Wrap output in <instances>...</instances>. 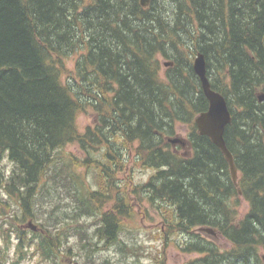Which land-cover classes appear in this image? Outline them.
I'll return each mask as SVG.
<instances>
[{"label":"trees","instance_id":"trees-1","mask_svg":"<svg viewBox=\"0 0 264 264\" xmlns=\"http://www.w3.org/2000/svg\"><path fill=\"white\" fill-rule=\"evenodd\" d=\"M197 53L231 115L224 141L236 185L222 152L194 124L208 107L192 69ZM70 56H77L72 72ZM159 59L171 63L162 76ZM259 95L264 0H150L146 7L0 0V157L12 165L9 173L0 165V264L12 237L19 259L35 253L46 264L71 250L83 261L100 248L123 253L130 246L121 238L124 221L145 205L159 216L165 241L196 254L185 264H264ZM88 108L96 119L81 133L76 116ZM176 125L188 127L186 152L167 141ZM68 145L78 146L82 161L63 153ZM130 159L147 173L124 184L118 176ZM90 171L97 190L87 185ZM239 197L248 204L240 218ZM35 218L40 227L29 231L25 223ZM199 228L213 229L230 248Z\"/></svg>","mask_w":264,"mask_h":264},{"label":"rangeland","instance_id":"rangeland-1","mask_svg":"<svg viewBox=\"0 0 264 264\" xmlns=\"http://www.w3.org/2000/svg\"><path fill=\"white\" fill-rule=\"evenodd\" d=\"M77 56H70L69 58H65V68L67 71L74 70V63ZM160 70L159 74L162 76L168 66H164L166 61L159 59ZM61 76V80L63 83H66L69 75ZM92 109H87L86 111L78 112L76 116V126L79 132H83L86 127L92 126L96 119V116L93 113ZM176 134L171 136L170 138L179 137L187 141L188 127L185 125H176ZM188 150V145H185L181 151L186 152ZM64 154L70 155L74 157L76 160L82 161L83 153L79 150L77 145H68L63 150ZM130 159L127 163L124 171L119 174V179L125 184L129 181V178L133 177L134 181H141L146 176L147 172H144L139 166L135 165ZM0 165L4 169L5 172L9 173L11 170V163L6 158V155H1L0 157ZM80 171H83L80 169ZM87 177V185L91 188L97 190L98 185L96 182V178L93 172H89ZM47 198V197H46ZM237 216L238 218L242 217L248 210V204L246 201L239 197L237 198ZM59 201L54 198L53 202ZM110 204H105L103 209H107ZM134 217L131 221H124V232L121 234V238L130 245L127 250L123 253H120L115 248L107 249L100 248L99 252L91 258L90 261L79 260L76 251L71 250V254H66L63 256L61 261H58V264H185L191 258L195 257L196 254H187L181 252L172 241H165L161 234V223L160 218L157 216L152 208L145 205L144 207H136L134 210ZM41 218H35L31 223L32 226L36 227L37 230L41 224ZM91 221H87L86 223H90ZM29 221H26L25 227L28 228ZM38 226V227H37ZM93 229V224L91 227ZM29 231L33 230L30 227ZM91 231V229H89ZM161 230V231H160ZM198 233V232H197ZM26 235H29L27 232ZM209 236V237H207ZM210 234H202V237L206 239L213 240L217 246L221 249L226 250L230 248V243L220 237V235L216 234L213 237H210ZM1 234H0V243H1ZM208 239V240H209ZM28 241L27 238L24 240ZM15 238H11V244L8 251V260L5 261L4 264H46L41 262L39 257L35 253H27L23 256V258L19 259L18 255L20 253H15L16 247ZM73 245V243H72ZM28 252V251H26ZM107 260V263L105 261Z\"/></svg>","mask_w":264,"mask_h":264},{"label":"water","instance_id":"water-1","mask_svg":"<svg viewBox=\"0 0 264 264\" xmlns=\"http://www.w3.org/2000/svg\"><path fill=\"white\" fill-rule=\"evenodd\" d=\"M149 2L150 0H139L141 7L148 6ZM164 66H171V63L166 62ZM192 69L196 77L199 79L203 95L208 102L207 110L199 113L194 118L195 127L200 135L208 137L211 142L222 152L227 161L232 182L236 185L237 169L233 156L228 150L224 141L225 129L231 122V115L226 100L220 93L214 91L211 88L209 79L207 77L205 58L202 53H197L195 55L192 63ZM258 99L259 101H264V95H260ZM167 141L173 146L179 145L184 147L187 144L184 139L179 137L168 138ZM27 226L33 230L35 229V227L32 226L30 222ZM197 231L201 233H207L212 236L216 235V232L211 228H199ZM262 260L264 263V256H262Z\"/></svg>","mask_w":264,"mask_h":264},{"label":"bare ground","instance_id":"bare-ground-1","mask_svg":"<svg viewBox=\"0 0 264 264\" xmlns=\"http://www.w3.org/2000/svg\"><path fill=\"white\" fill-rule=\"evenodd\" d=\"M259 102H260V101H259ZM261 102H262V101H261ZM261 102H260V103H261Z\"/></svg>","mask_w":264,"mask_h":264}]
</instances>
